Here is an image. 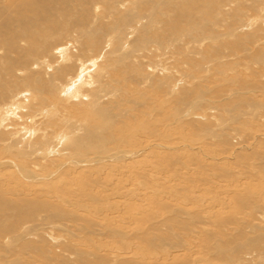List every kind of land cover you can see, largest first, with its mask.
I'll use <instances>...</instances> for the list:
<instances>
[{"label": "rangeland", "instance_id": "rangeland-1", "mask_svg": "<svg viewBox=\"0 0 264 264\" xmlns=\"http://www.w3.org/2000/svg\"><path fill=\"white\" fill-rule=\"evenodd\" d=\"M0 264H264V0H0Z\"/></svg>", "mask_w": 264, "mask_h": 264}, {"label": "bare ground", "instance_id": "bare-ground-1", "mask_svg": "<svg viewBox=\"0 0 264 264\" xmlns=\"http://www.w3.org/2000/svg\"><path fill=\"white\" fill-rule=\"evenodd\" d=\"M20 2H22V1H20ZM24 4V3H23ZM25 5V4H24ZM8 6V5H7ZM15 6V5H14ZM10 7V6H9ZM12 8V7H11ZM15 10V9H14ZM70 57V56H69ZM67 60V62H69V61H71V59L70 58H68V57H66V58H64V60ZM63 62V61H62ZM65 62V61H64ZM67 62H65V63H67ZM83 62V61H82ZM82 64V63H81ZM95 64V63H94ZM84 66V65H83ZM88 68V67H87ZM26 74V73H25ZM86 74L88 75L89 74V72H86L85 70H82L81 71V73H80V75H79V78H78V81H76V82H74L73 83V87L71 88V89H68V97H72L73 99L75 98V99H79L80 97H81V95H80V93L82 92L81 91V89H83L84 90V88H82V86H86V85H88L89 84V81H88V84H87V81L85 82V77H86ZM88 77V76H87ZM84 78V79H83ZM88 79V78H87ZM68 87V86H67ZM70 87V86H69ZM12 107V106H11ZM18 107H22V106H20V105H17L16 107H15V109H14V112H16L17 110H19L18 109ZM12 109V108H11ZM10 109V111H12L13 112V110H11ZM50 110V109H49ZM69 141V140H68ZM77 144H78V142H76ZM75 143V144H76ZM103 156H105V155H103ZM128 157H130V156H128V155H126V156H124V157H121V158H125V159H127ZM118 158V157H117ZM110 159V158H109ZM131 159V158H130ZM96 160H97V158H96ZM95 160V161H96ZM11 161V160H10ZM94 161V162H95ZM99 161V160H98ZM117 161V160H116ZM8 162V161H7ZM6 162V163H7ZM3 163V162H2ZM9 163V162H8ZM7 163V164H8ZM89 163V162H88ZM15 164V163H14ZM13 164V165H14ZM90 164H92V163H90ZM86 165V164H85ZM12 166V165H11ZM23 168V167H22ZM26 168V167H25ZM24 169V168H23ZM19 170V169H18ZM28 170H30V169H28ZM28 170H26V171H28ZM25 172V171H24ZM29 172V171H28ZM21 173V172H20ZM24 174V173H23ZM26 174V173H25ZM30 174V173H29ZM34 174V173H33ZM21 175V174H20ZM27 175H28V173H27ZM22 176V175H21ZM37 176V175H36ZM30 177V176H29ZM28 177V178H29ZM27 178V177H26ZM34 178V177H33ZM38 180V179H37Z\"/></svg>", "mask_w": 264, "mask_h": 264}]
</instances>
